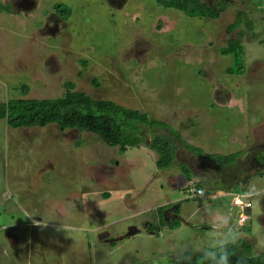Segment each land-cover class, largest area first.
I'll return each mask as SVG.
<instances>
[{"label":"rangeland","instance_id":"rangeland-1","mask_svg":"<svg viewBox=\"0 0 264 264\" xmlns=\"http://www.w3.org/2000/svg\"><path fill=\"white\" fill-rule=\"evenodd\" d=\"M236 10L245 13L242 73H231V56L220 54L236 37L237 28L225 32ZM65 81L145 112L199 148L201 155L173 144L175 161L207 182L204 195L186 198L179 168L155 166L148 128L143 142L119 150L56 123L11 127L0 119V264H174L182 243H207L218 213L239 222L234 186L264 187V165L253 160L264 157V0H229L216 18L155 0H0V101L60 97ZM234 151L240 157L225 167L208 157ZM256 170L263 175L249 176ZM172 202L177 212L164 206L161 214L179 225L161 226L157 208ZM250 203L241 210V230L250 227L242 241L255 255L264 252V199ZM25 212L38 220L63 213L74 231H56L59 220L41 230Z\"/></svg>","mask_w":264,"mask_h":264},{"label":"trees","instance_id":"trees-1","mask_svg":"<svg viewBox=\"0 0 264 264\" xmlns=\"http://www.w3.org/2000/svg\"><path fill=\"white\" fill-rule=\"evenodd\" d=\"M228 1L215 0L213 6H210L205 0H155L162 7L178 9L188 16L210 18L218 17L221 11L227 7ZM55 9H62L63 14L67 13L66 9L58 5L55 6ZM244 14L242 10H236L233 21L225 27L226 34L237 28L236 37L226 38L225 44L220 48V54L231 56V65L228 68L231 73L244 71L241 40L245 30L240 26ZM246 22L248 23V21ZM63 85L65 92L60 97L51 99L18 97L8 102L0 101V119H5L6 124L11 127H40L49 123H56L61 130L75 129L78 132L94 133L104 143L117 145L119 150H125L126 147L143 142L144 138L139 135L140 130L142 132L144 128H148L151 137L147 144L155 154V166L157 168L178 167L181 173L185 175V179L193 180L194 186L198 188H203L204 184L207 183H204L202 178H197V175L186 164L175 161L174 141H178L193 154L201 155L202 151L182 140L168 124L149 117L145 112L124 107L111 100L93 99L82 91L74 90V84L70 81H65ZM156 128L167 129V135L156 132ZM239 154L238 151L226 155L212 153L208 154V157L213 158L219 166L225 167L226 164H233L234 159ZM256 154L258 156H255ZM253 160L264 165V157L258 152L253 155ZM251 175L262 176V170H256L249 176ZM238 188L239 186H234V190L229 191V194L233 196L234 193H243L242 188ZM164 206L168 205H161L157 208L159 224L168 228L178 227L179 223L175 219L165 220L162 217L161 209ZM250 207L251 204L248 209ZM173 212H177V208ZM247 215L249 216V214ZM243 230L249 234L250 227L244 226ZM241 247L243 249L236 248L235 250L238 255L248 258V264H264V252L252 255L250 244L244 241H241ZM236 259L237 257L233 256L231 264H236Z\"/></svg>","mask_w":264,"mask_h":264},{"label":"clouds","instance_id":"clouds-1","mask_svg":"<svg viewBox=\"0 0 264 264\" xmlns=\"http://www.w3.org/2000/svg\"><path fill=\"white\" fill-rule=\"evenodd\" d=\"M199 195H204L203 189L199 190ZM262 199H264V187L259 186L257 182L249 184L241 195L242 201L256 204H259ZM87 200L88 198L84 197L81 203L85 204ZM60 214L61 216H57V213L53 212L47 220L35 219V215L28 212H25L24 216L31 219L32 225L41 230L47 228L50 221L59 220L55 228L56 231H63L64 233L74 231L70 225L65 223L63 213ZM244 222L239 221L234 224L231 213H218L212 221L211 230L207 234V243L203 246L190 242L182 243L173 251L174 264H231L233 256L237 257L236 264H248V258L238 255L235 250L240 246L242 240L248 238L247 233L241 230Z\"/></svg>","mask_w":264,"mask_h":264},{"label":"built area","instance_id":"built-area-1","mask_svg":"<svg viewBox=\"0 0 264 264\" xmlns=\"http://www.w3.org/2000/svg\"><path fill=\"white\" fill-rule=\"evenodd\" d=\"M194 183L195 182L191 179H185L186 198L196 197L199 194V190H201V188L195 187ZM241 195L242 193H234L233 196L231 197L232 199L231 205L239 209V215H238L239 221H246L247 216L246 214L242 213L241 210L247 209L250 206V202L242 201Z\"/></svg>","mask_w":264,"mask_h":264},{"label":"water","instance_id":"water-1","mask_svg":"<svg viewBox=\"0 0 264 264\" xmlns=\"http://www.w3.org/2000/svg\"><path fill=\"white\" fill-rule=\"evenodd\" d=\"M176 206H177V204L175 203V204L171 205L170 208H168V210L174 209V208H176ZM101 235H106V233H102Z\"/></svg>","mask_w":264,"mask_h":264},{"label":"flooded vegetation","instance_id":"flooded-vegetation-1","mask_svg":"<svg viewBox=\"0 0 264 264\" xmlns=\"http://www.w3.org/2000/svg\"><path fill=\"white\" fill-rule=\"evenodd\" d=\"M173 204H175V202L169 203L168 206H166V207H167L166 212H167V211L171 212V211L173 210V209L168 210V208H170V206L173 205Z\"/></svg>","mask_w":264,"mask_h":264},{"label":"crops","instance_id":"crops-1","mask_svg":"<svg viewBox=\"0 0 264 264\" xmlns=\"http://www.w3.org/2000/svg\"><path fill=\"white\" fill-rule=\"evenodd\" d=\"M240 155H241V154H240ZM253 155H254V154H253ZM239 157H240V156H239ZM233 164H234V163H233ZM231 165H232V164H231ZM247 180H248V179H247ZM245 184H246V183H245ZM243 188H244V187H242V192L244 191V189H243ZM230 205H231V203H230ZM232 208H233V209H236V208H235V207H233V206H232ZM165 215H166V213H165ZM261 218H262V220H264V216H262ZM8 225H9V224H8Z\"/></svg>","mask_w":264,"mask_h":264}]
</instances>
